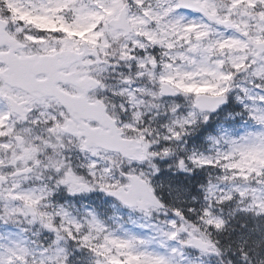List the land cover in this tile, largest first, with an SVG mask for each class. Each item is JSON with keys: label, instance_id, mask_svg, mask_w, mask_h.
Masks as SVG:
<instances>
[{"label": "snow or ice", "instance_id": "1", "mask_svg": "<svg viewBox=\"0 0 264 264\" xmlns=\"http://www.w3.org/2000/svg\"><path fill=\"white\" fill-rule=\"evenodd\" d=\"M0 264H264V0H0Z\"/></svg>", "mask_w": 264, "mask_h": 264}]
</instances>
